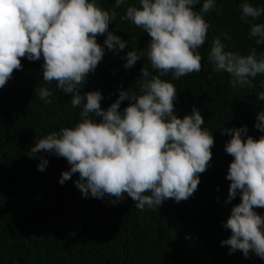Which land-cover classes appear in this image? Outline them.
I'll return each instance as SVG.
<instances>
[{"label":"clouds","instance_id":"clouds-1","mask_svg":"<svg viewBox=\"0 0 264 264\" xmlns=\"http://www.w3.org/2000/svg\"><path fill=\"white\" fill-rule=\"evenodd\" d=\"M216 5L217 0H114L113 8L105 10L97 0H0V88L22 68L21 58H42L43 84L35 94L51 103L50 86L55 83L56 89L71 94V107L79 109L75 124L39 138L30 156L43 151L63 157L69 168L58 183L78 174L74 185L85 198L108 197L116 204L126 194L143 211L170 198L179 202L192 196L199 174L210 165L214 138L202 127L205 120L195 106L182 118L176 115L177 88L162 77L170 74L175 81L201 71L198 50L210 28L205 17L211 11L220 13ZM121 8L120 20L150 37L144 51L126 53L123 67L130 68L143 56L152 72L141 70L135 88L118 90L115 101L101 107L99 90L81 89L105 47L118 53L128 45L109 31ZM238 10L249 26L248 37L264 43V22H256L264 16V6L240 0ZM99 35L105 37L103 46L97 43ZM226 40H231L227 31L212 38L207 52L211 73L227 74L233 88H252L253 80L264 75V52L255 47L246 54L229 50ZM255 95L264 102V91ZM254 128L264 133V108L256 113ZM220 131L230 134L224 151L233 158L225 177L230 181L225 203L239 196L222 223L230 235L220 244L228 246L229 254L239 250L248 258L251 252L264 260V214L255 210L264 208V135L254 139L246 126ZM39 160L37 170L44 171L48 160Z\"/></svg>","mask_w":264,"mask_h":264},{"label":"trees","instance_id":"trees-1","mask_svg":"<svg viewBox=\"0 0 264 264\" xmlns=\"http://www.w3.org/2000/svg\"><path fill=\"white\" fill-rule=\"evenodd\" d=\"M97 2L105 10L114 5V0ZM239 2L217 0L220 13L211 11L205 17L210 28L198 50L199 73L175 81L170 74L162 77L177 88L176 115L182 118L195 106L214 144L210 165L199 174L193 195L179 202L170 198L156 209L140 211L126 194L116 204L108 197L85 198L74 185L78 174L58 183L69 168L63 157L43 151L30 156V147L39 138L75 124L79 109L71 107V94L56 89L55 83L50 86L51 103L42 102L35 89L43 84V60L21 58L22 68L14 70L0 88V264H264L251 252L248 258L239 250L229 254L228 246L220 244L230 235L222 223L239 203V196L225 203L230 183L225 177L233 158L224 151L230 134H221L220 129L246 126L247 135L254 139L264 135L254 128L256 113L264 108L255 95L264 91V75L253 80L252 88H233L230 77L211 73L207 62L213 36L225 31L231 35V40L223 41L229 50L246 54L255 47L258 53L264 52V43L248 37L249 26L239 18ZM250 2L264 6V0ZM116 11L109 31L128 45L118 53L105 47L102 60L81 89L99 90L104 97L101 107L114 102L118 90L135 88L141 70L152 72L143 56L130 68L123 67L126 53L144 51L150 37L120 20L123 8ZM256 22H264V16ZM104 38L97 36V43L103 46ZM128 103L123 101L121 110ZM41 156L48 160L44 171L37 170ZM255 210L264 214V208Z\"/></svg>","mask_w":264,"mask_h":264}]
</instances>
